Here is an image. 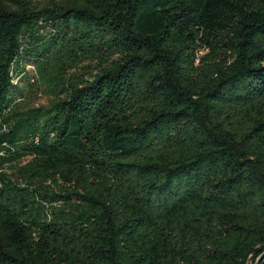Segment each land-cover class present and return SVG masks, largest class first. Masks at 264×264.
<instances>
[{
    "label": "trees",
    "instance_id": "obj_1",
    "mask_svg": "<svg viewBox=\"0 0 264 264\" xmlns=\"http://www.w3.org/2000/svg\"><path fill=\"white\" fill-rule=\"evenodd\" d=\"M252 253L264 0H0V264Z\"/></svg>",
    "mask_w": 264,
    "mask_h": 264
},
{
    "label": "rangeland",
    "instance_id": "obj_2",
    "mask_svg": "<svg viewBox=\"0 0 264 264\" xmlns=\"http://www.w3.org/2000/svg\"><path fill=\"white\" fill-rule=\"evenodd\" d=\"M28 73L32 70L31 66H28L27 68ZM25 87V85H23ZM30 99V102L32 103L33 107H39L41 105H47L48 104V98L42 94H39L38 97L34 96V94H28L27 96ZM256 262L255 256L252 254H249L245 264H254Z\"/></svg>",
    "mask_w": 264,
    "mask_h": 264
}]
</instances>
